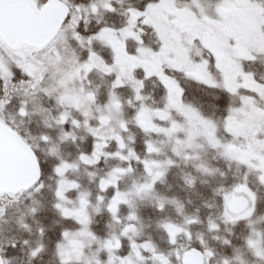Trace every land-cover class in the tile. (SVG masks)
Returning a JSON list of instances; mask_svg holds the SVG:
<instances>
[{"label": "snow or ice", "instance_id": "1", "mask_svg": "<svg viewBox=\"0 0 264 264\" xmlns=\"http://www.w3.org/2000/svg\"><path fill=\"white\" fill-rule=\"evenodd\" d=\"M35 3L39 8L41 5L49 6L50 0H35ZM2 4L3 0H0V62L5 64L7 72L0 71V127L6 125L12 128L10 121L3 115L8 111L9 105H12L15 116L21 120H30L36 113L53 111L52 119L60 130V135L54 140L47 133H41L37 138L40 146L53 145L51 153L47 156L42 154L39 147L32 146L27 137L23 138L29 145V161L35 163L30 175L19 187L8 186L4 182L7 160L4 146L0 144V200L10 195L21 197L26 193L31 194L33 198L26 205V209L27 214L35 218L41 214L44 205L34 197L51 189L50 207L58 217V220H53L51 224L37 221L40 227L35 246L27 239L6 238L0 241V253L5 248L15 249L19 245L28 248L30 258L35 259L44 253V241L49 232L55 229L52 248L58 264H88L83 256L69 258L64 251L69 241L84 237L96 239V234L92 231L91 217L85 215L91 194L85 192L78 181L71 180L70 172L80 165L96 167L108 155L122 163L127 162V167L110 169L97 180V199L104 204L103 210L118 220L119 207H131L129 200L119 190L118 176L130 173L133 159L145 168L150 177V181L137 191L154 190L167 171L176 166V160L173 158L163 163L151 160L159 147L150 142L149 138L153 135L175 137L172 147L174 157L191 160L194 170L200 175L210 177L212 182L207 195H204L198 190L195 177L186 175L182 178L186 186L197 189L196 194L201 197L203 206L210 209L209 215L204 220H200L198 216L185 215L184 223L180 225L170 220L158 221L157 226L169 237V244L176 253L175 256L171 253L162 254L151 243L140 245L139 247L150 255L152 264H190L188 257L191 255L198 257L197 264H212L215 250L205 242L201 233L193 234L191 231V226L197 223H206L208 233L219 232L221 224H230L233 228L247 226L248 235L242 240V244L249 247V241L256 238V230L251 221L257 214L264 212V193L261 191L264 189V74L258 75L250 66L260 61L261 67L264 68V48L257 50L256 47L245 44L239 37H229L228 47L224 51L232 56L234 64L228 70L225 68L221 50L204 43L201 45V55L194 58L190 69L162 66V74L158 76L145 67L138 70V78L129 84L118 74L119 50H113V47L105 43V37L108 33L129 37L135 35L137 40L131 49L125 41V51L132 56L143 54V33L148 27L145 17L151 8L161 4V0H139L137 4L130 5L124 13H120L110 2H105L101 9L95 0H74L73 6L60 23L61 29L70 26L62 42L57 32L45 37L43 47L38 50L29 47L27 50L15 51L4 41L5 17ZM248 4L260 10L253 19L252 30L264 39V0H248ZM51 6L55 7L54 0ZM198 6H202L200 0H191L187 9L199 19L201 17L197 11ZM217 6L222 10V0H214L213 13ZM77 12L80 13L79 16L76 15ZM85 12L87 16L84 15ZM101 12L115 16L123 14L125 19L122 23H98L89 29L86 26L88 17ZM137 28L140 32H137ZM196 42L201 43L200 39ZM242 48H246V51L242 52ZM29 63L36 65L40 70L29 69ZM101 70L110 78V82L103 105L98 109V114L89 120L84 105L72 107L65 103V96L74 92L85 104L95 102L98 92L93 88L89 77L93 72ZM49 71L56 72L55 81L49 80ZM197 71L206 72L207 78H198L194 74ZM152 81H156L158 85L160 102L150 106L145 103V89ZM125 87H130L131 96L127 100H121L118 90ZM44 97L53 102L54 110L41 103ZM125 105H135L132 115L134 126L141 129L146 137L143 157L135 153L130 146L126 147L128 138L124 134L128 129L127 119L122 118L119 134H115L110 141L102 135L103 129L111 124L113 112L119 111L123 117ZM69 112H78L79 119L71 117ZM145 113L152 117L151 126H145L143 123L142 117ZM246 117L250 118L251 127L241 134L234 127V122ZM178 121L183 122V131L180 130L181 124ZM44 123L47 126L48 119H45ZM83 123L88 124L87 131L92 137V142L87 150L78 151L75 160L63 159L59 155V145L74 143V132ZM201 135L207 138L209 149L219 160L224 161L225 167L221 168L203 159L197 163L193 156L186 155L189 150L199 147ZM110 145L118 147L109 154L107 148ZM233 164L238 167L240 175L231 174ZM154 168L158 169L155 173ZM49 179L55 180L54 188L46 183ZM104 192L111 193L107 202H104L101 195ZM230 196L239 198L240 211L226 213ZM165 207L163 199L157 202L158 212L163 213ZM6 214V209L0 208V219ZM127 220L129 224H134L138 221V216L133 211ZM21 226L27 227L23 220ZM128 231L125 227L119 240L115 237L101 239L100 242L108 250V254L106 260H97L96 264H133L140 252L137 243L128 236ZM181 236L190 242L195 239L197 243H190L187 248L177 247ZM125 239L129 240L128 253L120 256L119 249L124 246ZM113 241H116L115 256L110 254ZM223 244L232 247L231 239H224ZM249 250L253 251L251 248ZM257 259L260 264H264V252H261ZM0 264H9L8 258L0 255ZM225 264H228V261H225Z\"/></svg>", "mask_w": 264, "mask_h": 264}, {"label": "trees", "instance_id": "2", "mask_svg": "<svg viewBox=\"0 0 264 264\" xmlns=\"http://www.w3.org/2000/svg\"><path fill=\"white\" fill-rule=\"evenodd\" d=\"M66 1L68 2H66L67 6L71 8L74 0ZM173 1L180 7H187V5L191 2V0ZM95 2L97 4L99 3V0H95ZM138 2L139 0H111L110 4L114 5L120 13H124L129 9L130 5H135ZM84 15L87 16L85 13ZM124 19L125 16L123 14L115 16L101 12L100 14L89 16L88 24L86 26L91 29L98 23H122ZM137 32H140L139 28H137ZM143 34L145 37L144 48H148L153 53L157 52L155 50L158 49L161 43H159L156 39V31L148 25ZM126 40L128 42V47L131 49L137 40V36H128ZM163 67L171 66L164 64ZM250 68L252 70H256L258 75L264 74V68L261 67V63L259 61L256 65L250 66ZM161 69L162 68H160L159 73L155 75H161ZM138 74V71H136L135 78H138ZM89 80L91 81L93 88L98 92L94 103L101 107L104 103L105 92L109 85L110 78L106 75L101 76L99 74H91ZM127 89L128 87L118 90V95L121 100H127ZM157 91L158 85L156 81H152L147 84L145 89V102L147 104L149 103L154 105L160 102V96L157 94ZM41 103L49 109L54 110L52 101L48 100L47 97L42 98ZM3 115L4 118L8 119L12 124V128L10 129L14 130L27 145V141H30L31 145L39 147L40 151L45 156L51 153L53 145H49L47 147L40 146L37 143V138L41 133H47L53 137L54 140L60 135V130L56 127L55 121L52 119L53 111L36 113L30 120H21L15 116V110L12 105H9L8 111ZM132 115L133 108L125 105L122 118L127 119L128 129L124 135L128 138L127 146H130L135 153L143 157V145L146 137L141 129L134 126ZM45 119H48L47 126L44 123ZM87 129L88 127L82 124L81 127L74 132V135L76 136L74 143L69 142L59 145V155L63 157V159L75 160L78 151L88 149L90 143L92 142V137L88 134ZM24 137H27V141L23 139ZM111 139L112 138L107 140L110 141ZM117 147V145L108 146L107 153L110 154L114 152ZM206 161L216 164L221 168L225 167L224 161L219 160L211 153L207 154ZM118 166L127 167V162L122 163L118 159H113L111 156H107V158L101 160L99 165L96 167H85L83 165L78 166L70 172V178L73 181H78L85 192L90 193L93 197H95L97 196L98 178L103 177L110 169H114ZM143 171L144 167L141 164L135 163V160L133 159L132 170L130 173L118 176L119 190L126 196L131 205V207L121 205L119 208V215L130 214L134 211L138 216V221L131 224L135 228V235L132 241L136 242L138 246L145 243H151V245L157 248L160 253H171L172 256H175L176 250L170 246L169 237L161 230V228L157 226V223L162 220H170L174 221L177 225H180L184 223L185 215L198 216L200 220H204V218L209 215L210 209L203 206L201 197L196 194L197 189L186 186L182 178L186 175L195 177V183L198 186V190L204 195H207L212 181L210 177L198 174L192 167V163L185 164L177 159L176 166L167 171V174L159 183L156 184L154 190H151L148 196L142 199L133 200V186H136L139 183V180H141L144 176ZM231 174L233 176L240 175V171L235 164L232 165ZM46 183L52 188L55 187L54 179L46 180ZM261 191L264 193V189H261ZM101 195H104L105 198H109L111 193L104 192ZM32 198L31 194L26 193L24 196L12 200L11 203L2 206V208L6 209L7 214L0 219V241L5 240L6 238H15L17 240L27 239L32 242L33 246H35L38 239L37 231L40 227V224L37 223V221L45 224H51L53 220H58V217L50 207L52 199L51 189L34 197L44 205V209L41 214L35 218L28 215L26 209V205L29 204V201ZM161 199H163L166 204L163 213L158 212L156 209L157 202ZM173 201H175V203H173ZM227 212L226 207V213ZM111 217L112 216H109L104 210L98 214H93L92 231L98 236L106 237L108 231L107 226L112 222ZM258 217H260V219L263 218L256 228L261 232L264 248V212L255 216V218ZM22 220L27 225L26 228L21 226ZM4 221L7 222L5 223ZM128 224V220L123 219V222L119 227L120 230ZM191 231L193 234L197 232L201 233L204 236L205 242L215 250L216 255L212 264H225V261H228V264H260V261L251 253L249 247H244L242 244V240L248 235L249 229L247 226L233 228L230 224H221L219 232L208 233L206 223H197L191 226ZM116 232H120L119 229H117ZM55 233V229L49 232L48 238L44 241L46 250L41 256L35 259L30 258L28 248H22L19 245L15 249L5 248L0 255L8 258L9 264H58L52 248V241L55 238ZM224 239H231L232 247H226L223 244ZM128 241L129 240L125 239L123 240V243H127ZM125 243L120 249V255H126L128 253ZM190 243L195 245L197 241L194 239L190 242L181 236L177 247L187 248ZM138 248L141 250L143 257V261L140 262V264H152V259L150 255L146 254V250L140 247Z\"/></svg>", "mask_w": 264, "mask_h": 264}, {"label": "rangeland", "instance_id": "3", "mask_svg": "<svg viewBox=\"0 0 264 264\" xmlns=\"http://www.w3.org/2000/svg\"><path fill=\"white\" fill-rule=\"evenodd\" d=\"M60 1L64 2L65 4L67 2L66 0ZM105 2H111V0H99L97 6L103 9ZM200 2L202 6H198L197 8V11L200 13L201 17L199 19L197 18L196 14L190 12L187 7H180L173 0H161L160 5L150 9L146 16V23L156 31V39L159 43H161L157 49L159 50L158 52L153 53L148 48H144L143 54L132 56L128 53V51H125V41H127L126 38L128 36L123 34L118 36L115 33H108L106 35L104 42L113 47V50H119L120 58L117 64V69L118 74L125 80V82L130 84L132 80L137 79L135 78L136 71L145 67L149 68L153 74H158L160 68H162L164 64L176 68L190 69L194 63V58L201 55V45L204 43H207L209 47H216L217 49L221 50L225 68L228 70H230L234 64L232 56L224 51V49L228 47L229 37H232L233 39L239 37L245 44L256 47L257 50L264 48V39L260 38L252 30L253 19L259 14L260 10L258 8L254 9L252 6H250L248 4V0H222V10L219 6H217V9L214 13L212 9L214 0H202ZM85 14L87 13L85 12ZM76 15L79 16L80 13L77 12ZM69 28L70 26L60 31L59 37L61 42L67 35ZM197 39H200V44L196 42ZM23 49L27 50L28 48L26 47ZM244 51H246V48H242V52ZM21 56L23 58L22 53ZM27 67L33 71L40 70L39 67L31 63L27 64ZM0 71L5 73L7 72V68L2 62H0ZM92 74L105 76L102 70L93 72ZM194 74L202 80L207 78V73L203 71H197ZM55 79L56 72L49 71V80L55 81ZM127 90L128 98L131 96L130 87H128ZM65 103L71 105L72 107L84 105L85 110L88 112L89 120H92V118L98 114V109L101 108L94 102L92 104H85V101L74 92L66 94ZM147 105L151 106L152 104L148 103ZM131 107L134 109L135 105H132ZM69 115L73 118L79 119L80 114L78 112H69ZM110 119L111 124L102 131V135L106 140L113 138L115 134H119L122 116L119 111H116L111 114ZM142 119L145 126H151L153 123L152 117L149 113H145ZM178 123L181 124L180 130L183 131V122L178 121ZM83 124L88 127L87 123ZM234 127L241 134H244L245 131L251 127L250 118L246 117L243 120L235 121ZM150 142L154 146H159L157 151L153 153L151 160L157 163H163L169 158H173L175 160L178 159L185 164L192 163L191 160L174 157L172 147L175 144V137L169 138L162 135H153V138L152 136L150 137ZM198 143L199 147L194 148V150H189L186 155L193 156L197 163L201 159L206 161L207 154L211 153L215 155V153L209 149L207 138L205 136L201 135ZM155 171H158V169L154 168L153 172L155 173ZM143 172L144 176L141 178V180H139V183L136 186H133V200L142 199L148 196L151 192V190L137 191V189L141 188L143 184L150 181V177L146 174L145 168ZM102 196L104 198V202H107L109 198H105L104 195ZM18 198L19 197H16L15 195H10L6 199L0 200V208L11 203L12 200ZM232 198H235V196L229 197L227 205ZM103 208L104 204L97 199V196L93 197L91 195L90 202L85 209V215L90 216L92 220V215L100 213L103 211ZM128 215L130 214H122L121 216L119 215L118 220L111 217L112 222L107 226L108 231L106 237H115L117 240H119L122 237L124 228L127 227L129 229L128 236L131 238V240H133L135 235L134 226L128 224L122 227L121 230L119 228L123 222V219H127ZM262 219L263 218L260 219V217H253L251 221L252 226L256 230V238L249 241V248L253 250L251 253L255 257H257L261 252H264L263 238L260 230L256 228ZM117 229H119L120 232L117 233ZM102 238L105 237L96 235V239L84 237L83 239L69 241L68 246H66L64 249L65 255L69 258H79L80 256H83L84 260H86L88 264H96L97 260H106L108 250L105 249L100 242ZM125 244L128 250L129 241ZM115 245L116 241H113V246L110 253L113 256L116 255ZM138 251L140 252V255L135 257L133 264H140V262L143 261L141 254L142 252L139 248Z\"/></svg>", "mask_w": 264, "mask_h": 264}, {"label": "water", "instance_id": "4", "mask_svg": "<svg viewBox=\"0 0 264 264\" xmlns=\"http://www.w3.org/2000/svg\"><path fill=\"white\" fill-rule=\"evenodd\" d=\"M36 6L35 0H3L2 9L5 17L3 37L13 51L23 48L40 49L45 37L60 33V23L69 7L60 0H54L55 7ZM0 144L4 146L7 169L4 182L8 186L19 187L30 175L34 161H29L30 149L22 138L6 125L0 127ZM241 203L238 197L232 198L227 210L238 212ZM190 264H197L198 257H188Z\"/></svg>", "mask_w": 264, "mask_h": 264}]
</instances>
